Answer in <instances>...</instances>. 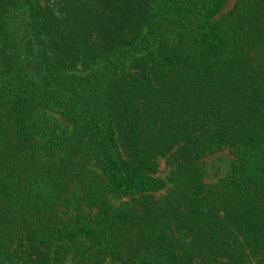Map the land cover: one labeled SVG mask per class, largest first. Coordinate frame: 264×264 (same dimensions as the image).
I'll return each mask as SVG.
<instances>
[{
	"label": "trees",
	"instance_id": "1",
	"mask_svg": "<svg viewBox=\"0 0 264 264\" xmlns=\"http://www.w3.org/2000/svg\"><path fill=\"white\" fill-rule=\"evenodd\" d=\"M228 1L0 0V264H264V0Z\"/></svg>",
	"mask_w": 264,
	"mask_h": 264
},
{
	"label": "rangeland",
	"instance_id": "2",
	"mask_svg": "<svg viewBox=\"0 0 264 264\" xmlns=\"http://www.w3.org/2000/svg\"><path fill=\"white\" fill-rule=\"evenodd\" d=\"M235 0H229L225 10L233 7ZM234 159L233 151L230 148H225L204 156L200 165L205 170V180L208 183L215 182L230 169L231 163ZM170 173V167L166 164L164 158L160 159V170L158 175L167 178Z\"/></svg>",
	"mask_w": 264,
	"mask_h": 264
}]
</instances>
